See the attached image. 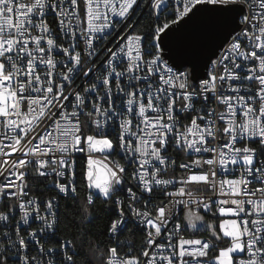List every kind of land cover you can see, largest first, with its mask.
Returning <instances> with one entry per match:
<instances>
[{"label": "snow or ice", "instance_id": "1", "mask_svg": "<svg viewBox=\"0 0 264 264\" xmlns=\"http://www.w3.org/2000/svg\"><path fill=\"white\" fill-rule=\"evenodd\" d=\"M169 149L189 157L178 178ZM0 178V264H77L85 243L101 264H264V0H0ZM201 224L208 239L181 234Z\"/></svg>", "mask_w": 264, "mask_h": 264}, {"label": "built area", "instance_id": "2", "mask_svg": "<svg viewBox=\"0 0 264 264\" xmlns=\"http://www.w3.org/2000/svg\"><path fill=\"white\" fill-rule=\"evenodd\" d=\"M83 8V5L81 4V9ZM48 20L51 22L53 20V17L49 16ZM143 20H141L142 22ZM140 22V24H141ZM51 26L53 28H56V24L55 23H51ZM59 42V41H58ZM83 44L81 43L80 45V50L82 51V59L87 62L88 58L86 56L83 55ZM58 59L60 57H57ZM97 75H99V73H97ZM89 81H78V83L84 84L86 86V84ZM197 107H199V105H197ZM81 119H83V117H81ZM188 121L185 120L184 123H187ZM252 147H258V145L253 144L251 145ZM168 155L172 156V159H174L176 161V168L175 171L173 172V170L171 168H169L168 172L169 175H175L177 178L182 175V170L179 168V164L180 163H184L186 162L189 157L185 156L182 153H175L172 149H169V153ZM113 159H120L119 156H115L112 157ZM81 163L83 161V157L80 158ZM121 163H124L123 160H121ZM80 165H78L79 168ZM29 171H31V168L29 169ZM131 171V169H129V172ZM167 178V177H165ZM3 180L2 178H0V183H2ZM61 182H64V180H62ZM76 182L77 181V177H76ZM50 181L49 180H45L43 183H37L36 181H34V179L32 178V176L28 177V184L31 187V192L30 195L31 196H39L42 200H47L48 198L56 195V191L54 189H50V188H46L45 185L49 184ZM135 184V181L129 180V186H133ZM78 187V186H77ZM169 190H172L171 188H169ZM87 194V193H86ZM198 195L201 196H205V195H210V193H199ZM123 198V197H121ZM59 199V197H58ZM145 199H147V196H145ZM160 199H162V197H157V199L155 201H153V203H159ZM5 200L0 198V210H5L4 209V204H5ZM8 203H11V201H7ZM143 201L141 202V204H137L136 207L137 208H141ZM151 207V205H149V208ZM41 212H43V206L41 207ZM17 220L19 219V211L17 210V212L15 213ZM181 219H180V223L182 224H186V220H184L183 218V213H179ZM201 215H204V213L202 212ZM35 214H33V217H30L29 219V223L31 225V228L28 229V231H32L35 229L40 228L42 225L40 224V222L38 220H36L35 218ZM117 218V217H116ZM115 218V219H116ZM204 220L211 223L213 222V217L211 213H208L207 215H204ZM4 222L0 221V225H2ZM25 226L21 225V228L23 230ZM185 238L187 239H208L209 234L207 232H205L203 230V225L201 224L200 226V230L194 232L192 229H188L187 231L181 233ZM57 237L58 239H64V237H62L59 232H57ZM69 239V238H67ZM119 240L121 241L122 244V249H121V255H124L125 253L131 251L132 254L138 255L141 248L144 246L145 243V233L143 231H141L135 224H128L127 228L121 232L119 234ZM41 243L44 244L45 249L52 247L54 245H56V241H52V242H45L44 240H41ZM58 246V245H56ZM220 247H223L224 245L221 244L219 245ZM30 255H37V253L34 250L30 249ZM212 255V253L210 252V256ZM57 264H59L60 261V257L58 256L57 258ZM9 264H12V262L10 261Z\"/></svg>", "mask_w": 264, "mask_h": 264}, {"label": "trees", "instance_id": "3", "mask_svg": "<svg viewBox=\"0 0 264 264\" xmlns=\"http://www.w3.org/2000/svg\"><path fill=\"white\" fill-rule=\"evenodd\" d=\"M147 20H143L138 27V30L143 29L147 25ZM80 167V166H79ZM79 170V168H78ZM77 186H78V196L80 199H83L86 196L87 189L86 185L82 182V177L77 176ZM60 208H59V216H60V228L59 234L64 238H69L75 240L77 236H79L78 227L76 224L72 222V216L69 215L65 217L63 213L65 212V201L63 199L59 200ZM106 205L102 200H97L95 208L93 209L94 213H99V218L94 221L93 224H90L89 227L92 228V235L89 236V240L92 242L98 241H107L108 235L105 232V225H106V214L101 211ZM69 213L75 211V209L69 208L67 209ZM82 217H77V219H81ZM113 219L116 218V215L113 214ZM96 233H100L96 235ZM78 244V241H77ZM107 244H102V247H107ZM77 260V264H101L100 260L98 259L97 255H94L90 250V244L85 243L83 249L80 251V255L75 257Z\"/></svg>", "mask_w": 264, "mask_h": 264}]
</instances>
